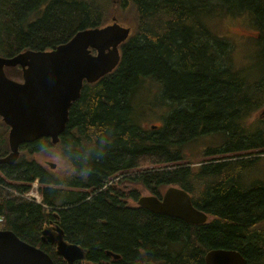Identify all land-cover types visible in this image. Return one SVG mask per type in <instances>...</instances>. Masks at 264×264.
Segmentation results:
<instances>
[{"label":"trees","instance_id":"obj_1","mask_svg":"<svg viewBox=\"0 0 264 264\" xmlns=\"http://www.w3.org/2000/svg\"><path fill=\"white\" fill-rule=\"evenodd\" d=\"M119 3L118 18L126 26L134 19L117 67L85 82L59 144L47 137L25 143L15 163L0 164L4 228L44 248L56 264L68 263L41 240L51 218L69 242L86 249L91 264H206V253L216 248L264 264V180L247 175L254 164L264 165V116L252 119L264 106V0ZM112 6L113 0H0V55L54 48L110 22ZM245 14L258 30L259 76L238 65L232 43L206 23ZM6 71L22 75L20 67ZM148 78L159 84L168 108L162 125L150 128L143 117L138 121L143 102L133 103ZM256 120L262 126L249 125ZM207 135H218L221 145L193 159L189 144ZM57 148L69 162L61 176L36 158ZM36 179L42 204L26 197ZM125 180L135 187L119 188ZM140 185L160 198L162 188L180 186L211 218L192 224L130 205L128 199L139 200ZM108 251L120 258L112 261Z\"/></svg>","mask_w":264,"mask_h":264},{"label":"water","instance_id":"obj_2","mask_svg":"<svg viewBox=\"0 0 264 264\" xmlns=\"http://www.w3.org/2000/svg\"><path fill=\"white\" fill-rule=\"evenodd\" d=\"M130 27L113 22L79 30L70 40L50 50L27 49L15 55H0V116L10 126L11 152L0 158V164L14 163L23 143L49 137L60 141L69 120L73 103L86 81L97 82L111 73L121 55L119 46L128 39ZM20 66L22 79L6 74V67ZM261 115H264V107ZM139 204L151 211L177 215L195 224L207 222L208 214L196 208L192 196L183 188L170 186L159 199L143 196ZM43 242L56 245V251L69 263L86 256L84 248L65 238L59 225L42 230ZM236 250H212L205 256L207 264H241ZM115 258L118 254L111 253ZM0 264H55L44 249L31 245L11 230H0Z\"/></svg>","mask_w":264,"mask_h":264},{"label":"rangeland","instance_id":"obj_3","mask_svg":"<svg viewBox=\"0 0 264 264\" xmlns=\"http://www.w3.org/2000/svg\"><path fill=\"white\" fill-rule=\"evenodd\" d=\"M118 11V7L116 6ZM127 19L128 26H132V16ZM120 19H125L122 15L119 14ZM208 26L212 29V31L220 37H223L229 40L233 45V53L232 55L235 57V61L240 66H245V68L249 70H253L254 73L259 76L262 74V65L261 55L258 49L257 38H258V30L251 23L248 15L241 16H233V15H225L220 17H212L207 22ZM259 53V56H258ZM239 68V67H238ZM241 69V68H240ZM147 86V87H146ZM146 87V88H145ZM159 92L160 86L157 82L152 79H146L144 85V91L141 96L134 98V106L141 107V103L143 102L142 112L137 110V116L139 121L142 123L141 117H143L144 123L143 125L147 128L153 126H161L163 123L162 115L167 114L168 108L166 104H162L159 100ZM143 99V100H142ZM146 101L148 102L146 104ZM146 104V105H145ZM259 115V111H257L253 117ZM260 117V116H259ZM258 123V120L249 124L250 126H255ZM262 126V125H256ZM7 128L0 122V143L7 139ZM222 140L218 135H207L202 136L199 140L194 141L189 144V152L193 153V159L197 160L201 157L204 150L210 146H219L221 145ZM197 157V158H196ZM264 157V156H262ZM36 158L39 162L46 165L50 171L57 172L60 176L63 175L68 169L67 160L60 154V150L57 148L45 151L42 154H36ZM249 178L254 180L262 179L264 180V165L261 162L254 164L252 167L250 174H247ZM248 180V179H247ZM119 187L128 191L130 188L135 187V184H130L127 180L119 183ZM136 188L140 189L139 195H147L150 194L149 191L143 189L141 186ZM164 191V189H162ZM37 192V188L31 190L26 196L32 198L34 193ZM128 203L130 205H138V201L134 199H128Z\"/></svg>","mask_w":264,"mask_h":264},{"label":"bare ground","instance_id":"obj_4","mask_svg":"<svg viewBox=\"0 0 264 264\" xmlns=\"http://www.w3.org/2000/svg\"><path fill=\"white\" fill-rule=\"evenodd\" d=\"M125 25V24H124ZM126 26V25H125ZM127 27H129V26H127ZM102 78V77H101ZM86 82H88L89 83V81H86ZM134 109H135V107H134ZM251 110V109H250ZM262 116H264V115H262ZM139 121V120H138ZM38 191V190H37ZM30 192V191H29ZM28 192V193H29ZM27 193V194H28ZM143 196H149V194H147V195H142V196H140V198L141 197H143ZM155 196H157V195H155ZM27 198H30V197H28V196H26ZM159 199H162L163 198V195H161V198L159 197V196H157ZM140 198H139V200H140ZM31 199H33V197L31 198ZM139 200H138V205L139 206H141L140 204H139ZM154 212V211H153ZM157 213V212H156ZM161 214H163V213H161ZM165 215H168V214H165ZM169 216H172V217H177V218H180V219H182L181 217H179V216H177V215H169ZM0 217H2L1 215H0ZM3 218V217H2ZM183 220V219H182ZM185 221V220H184ZM187 222V221H186ZM188 223H191V222H188ZM192 224H195V223H192ZM218 249H220V250H234V249H224V248H216V249H211V250H209V251H212V250H218ZM208 251V252H209ZM207 252V253H208ZM235 252H238V253H240L241 254V256L244 258L243 259V261H242V263L241 264H247V259L244 257V255L240 252V251H238V250H236ZM206 253V254H207ZM206 256V255H205ZM118 258H120V256L119 257H116V259H118Z\"/></svg>","mask_w":264,"mask_h":264},{"label":"flooded vegetation","instance_id":"obj_5","mask_svg":"<svg viewBox=\"0 0 264 264\" xmlns=\"http://www.w3.org/2000/svg\"><path fill=\"white\" fill-rule=\"evenodd\" d=\"M34 21H36V17H34V19H32L31 20V22H34ZM54 220V218H51L50 220H49V222H52ZM54 221H57V220H54ZM119 259V258H118ZM112 261H115V260H113L112 259ZM107 264H110V261L109 262H106ZM71 264H91V262L89 261V258L88 257H86L85 259H81V260H75L73 263H71Z\"/></svg>","mask_w":264,"mask_h":264}]
</instances>
